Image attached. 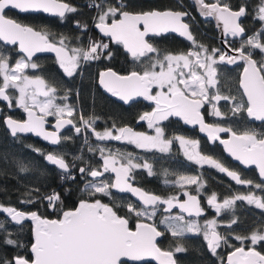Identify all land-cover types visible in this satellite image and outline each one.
<instances>
[{
  "label": "snow or ice",
  "instance_id": "6c2138e0",
  "mask_svg": "<svg viewBox=\"0 0 264 264\" xmlns=\"http://www.w3.org/2000/svg\"><path fill=\"white\" fill-rule=\"evenodd\" d=\"M198 3L204 17L215 16L217 21L222 22L225 45H229L227 37L239 39L238 48H231L229 45L231 55L220 49H209L198 44L191 31L193 17L181 8L137 10L124 0H116L115 4L110 3V0H99L98 3L93 0V3L85 5L97 13L93 20L95 28L111 41L123 44L135 60L146 58L148 61L142 71H131L127 75H120L108 68L99 73V84L125 103L138 97L154 102L155 107L151 112H144L139 116L140 121H147L148 127L154 130L155 135H149L136 132L128 126L117 127L114 121L110 122L111 127L102 132L97 131L94 127L96 118L85 119L82 109L67 103L70 94L68 91L58 96L57 89L47 85L42 77L25 74L26 69L39 68L32 58L41 52H54L58 66L67 77L79 74L81 62L96 61L102 57L111 59L110 45L103 40L90 39L87 49H68L65 46L66 37L61 36L53 41L49 33L10 19L6 15L9 10L22 13L43 12L59 16L63 20L68 14H78L80 9L67 0H0V40L11 45L18 44L25 54L12 65L10 57L0 52V100L6 102L9 108L15 103L27 113L25 120L6 117L5 126L10 136L18 138L21 134L34 133L51 145L60 146L72 139L62 136L60 130L71 126L75 135L85 137L86 145V137L91 130V134L99 142L125 141L140 149H156L160 153H168L173 142L178 141L188 161L200 167L208 165L225 173L237 184L250 185L264 193V182L254 183L252 180L243 179L238 172L225 167L218 159L202 154L198 150L199 141L184 136L165 138L161 123L169 117H180L186 124H198L201 132H206L212 141L220 140L227 152L241 163L256 165L260 176L264 178V131L248 129L237 134L231 126L206 123L201 112L204 105L208 104L211 106L212 116L226 118L228 114L221 112L218 107L219 102L224 101L231 103L229 112L232 117L243 112L250 119L264 122V0H258L252 14L260 27L253 29L250 34L242 24V18L249 16L248 4L242 3L233 8L226 0H213L211 3L198 0ZM74 23L81 31H89L87 24L80 21ZM169 31L186 38L196 50L161 54L146 39L150 33L160 35ZM256 50L261 57L259 60L254 58ZM69 51L72 55L68 54ZM237 61L244 62L239 81L242 90L239 99L236 96L222 95L217 78L218 64H236ZM10 89L18 90V95H10ZM75 95L78 96L79 93ZM65 115L72 118L64 119ZM49 116L56 119L53 131H48L45 127L46 118ZM77 118L80 126L74 122ZM219 133H229L230 138L220 139ZM27 147L40 155L49 166L54 167L63 181L75 183L76 174L82 178L90 177L84 184V191L89 199L79 200L74 209H61L58 218L52 219L41 216L38 211L25 212L14 206L0 204V212L7 216L9 222L23 227L22 222L30 220L34 225L33 240L28 248L19 238L14 239V233L5 227L4 221H0V244L19 252L11 258L0 254V264H147L150 259L157 260L159 264H177L176 255L187 254V249L178 244L172 250H162L157 244V238L163 237L164 232L158 229L155 222H151L161 205H166L163 211L167 214L162 216L160 224L172 237L202 235L207 242L206 247L214 256L218 255L217 249L222 246L232 247L226 264H264V252L256 249L257 244H264V223L249 235L233 237L230 233H220L217 230L220 226L218 219L205 221L202 225L197 219H185V213L188 217L196 218L205 213L198 195L204 183L196 176L181 175L169 181L166 179L169 173L167 170L163 171L164 183L179 187L182 190L180 194L187 197L181 202L178 195L161 197L135 186V169H144L149 176L155 173L153 165L146 160L134 163L138 158L131 153L88 145V151L98 153L102 160L101 168L96 169L85 162L82 155L73 157L69 163L66 155L58 151L45 153L31 145ZM4 160L9 162L7 153ZM10 163L18 174H29L32 171L23 160L15 156L11 157ZM78 163H84L85 166L77 167ZM106 173L114 174V178L111 181L105 179ZM190 185H197V195L184 190ZM113 190L130 193L137 198L140 207L128 203V215H120L114 207L95 198H112ZM61 195L55 190L41 193L40 187H31L27 188L26 199L21 203L35 205L43 201L56 210L63 205ZM237 201H247L249 205L264 210V196L252 192L248 195L226 197L222 202H217L216 194L207 197V205L217 214L221 210L233 209ZM173 208H179L180 213L171 215ZM129 216L136 218L134 228L130 227ZM143 220L150 222H141ZM237 222V218L233 217L224 226L230 228ZM230 239L240 242V246L231 245ZM246 243L251 246L246 248ZM20 250L30 251L31 256L24 255ZM221 264H224L223 260Z\"/></svg>",
  "mask_w": 264,
  "mask_h": 264
},
{
  "label": "trees",
  "instance_id": "16d2710c",
  "mask_svg": "<svg viewBox=\"0 0 264 264\" xmlns=\"http://www.w3.org/2000/svg\"><path fill=\"white\" fill-rule=\"evenodd\" d=\"M207 2L213 0H206ZM73 6L80 9L78 14H68L65 19H61L57 16H48L43 13H19L14 10H9L6 15L18 22L35 27L38 30L45 31L50 34V38L55 41L61 36L66 37V47L68 49L82 47L87 49L89 40L100 41L103 40L109 43L111 49V59L102 57L96 61H89L81 65L79 74L73 77H67L64 72L57 66L56 60L50 55L37 56L39 68L37 72L40 76L44 77L46 83L50 86H54L57 89V93H65L68 91L69 101L83 110L85 119L89 117L96 118L94 127L96 130L111 127L112 121L116 126H128L131 128H137L142 130H149L146 121H140L139 116L144 112H149L153 109L154 103L145 102L143 100L133 101L127 105H124L111 97L104 94L97 86V73L101 68L111 67L112 69L126 73L132 70L142 71L148 61L146 58L141 60H135L123 51L121 44L112 43L108 39L100 37L92 28L93 20L97 13L94 9L86 7L85 5L93 3V0H67ZM97 2V0H96ZM125 3H131V5L137 10H149V9H166V8H181L182 10L189 9L194 20L191 25V31L198 44H203L209 49H220L221 46L217 33L211 22L202 21L195 13V10L188 0H124ZM233 8H236L242 3L249 5V16L242 18L243 26L248 29L249 34L253 29L260 27L259 23L252 18V14L255 11L258 0H226ZM110 3L115 4L116 0H110ZM74 21H80L87 24L89 31H81L75 26ZM151 44L159 50L161 54L165 53H186L195 46L182 38H179L172 34H161L158 36H151L148 38ZM239 40H233L229 45L231 47L238 46ZM0 52H3L6 56L10 57V63L16 61L21 54L17 50L15 45L5 46L0 43ZM152 55V54H149ZM255 59L259 60L260 54L256 50ZM239 66L227 67L224 64H218V80L219 88L223 94L238 93L241 92L238 88V75ZM1 82V77H0ZM154 90V89H153ZM79 95H75V93ZM10 94V91H9ZM227 113V112H225ZM10 114L15 118L22 116L20 109H6L3 107L0 114V204L5 206H14L18 210L25 212L38 211L41 216L58 217L62 210L72 208L76 205L77 201L85 198L84 184L87 176L81 177L76 174L75 183L70 181H63L60 178V173L54 168L45 163L44 159L31 151L27 146L31 145L33 148L40 149L45 153L50 151V147L39 139H36L30 135H20L18 138H12L9 132L6 130L3 124V116ZM204 118L207 121L212 119L211 116L206 114L203 110ZM233 119L230 117L219 118V122L229 124L235 131L243 132L255 127L259 128L262 123L251 122L245 116V113L238 114V117ZM78 119V118H77ZM162 124L170 125L173 127L187 130L190 133L198 135L195 129L185 126L181 121L174 117H169L168 120L163 121ZM264 131V128H262ZM199 149L200 152L205 155H211L213 158L218 159L225 167L236 170L243 179L252 180L254 183H261L254 168L243 169L237 163L231 161L224 155L221 147L216 143H209L203 137L199 136ZM80 143L78 135L73 136L69 147L76 148ZM88 145L93 147L102 146L108 149H112L110 146L102 145L101 142L92 138L82 145L80 156H83V160L88 164H91L93 168L100 169L102 160L98 153L88 151ZM113 150V149H112ZM5 153L9 156V162L4 160ZM150 155V164L153 165V171L155 175H147L144 169L134 170L135 184L142 187L144 190L165 195L168 192L171 185L165 184V177L163 171L167 170L169 175L167 180H173L175 172L184 170L190 166L186 163L185 158L181 153L174 151L168 153H157L156 151H148ZM66 155V154H65ZM15 156L18 159L24 161L32 170L29 174H18L10 163L11 157ZM69 163L72 161V157L66 155ZM85 166L84 163H78L77 167ZM205 171L201 173V177L204 180L205 191L216 192L219 197L229 196L233 192L241 194L244 192V187L250 185H240L231 182L223 173L218 170H212L204 166ZM45 173V175H41ZM109 177L111 175L106 173ZM90 178V177H89ZM46 185L47 187H41ZM31 187H40L41 193H46L51 190L60 192L63 205L59 206L56 210L48 207L45 202L39 204H25L21 203L26 199V190ZM69 190V191H65ZM97 199H101L102 202L108 203L114 207L120 215H128L126 212V205L133 203L136 205L128 195L118 194L112 192V198L106 196H97ZM89 199V198H88ZM233 217L237 218V224H234L236 228H231V232L238 233L239 235H246L250 231L255 230L264 223V210L249 205L246 201H237L234 208L229 211L225 218L231 220ZM130 220V226L133 223V216L128 217ZM0 221L5 222V227L14 233L13 238H19V240L29 248L32 241V224L31 221H24L23 227L15 225L8 221L5 214L0 212ZM233 229V230H232ZM2 235V234H0ZM182 245L187 249V254H177L176 259L179 264H210V256L206 251L203 243L196 236L186 235L183 238H174L166 234L161 240L158 241V245L162 248L170 249L176 245ZM256 248L264 252V244H257ZM23 251V250H20ZM0 254H6L8 258H11L15 254H19L18 250L12 247H3L0 244ZM24 255L30 257L29 251H23ZM147 264H154L147 262Z\"/></svg>",
  "mask_w": 264,
  "mask_h": 264
},
{
  "label": "rangeland",
  "instance_id": "374dc122",
  "mask_svg": "<svg viewBox=\"0 0 264 264\" xmlns=\"http://www.w3.org/2000/svg\"><path fill=\"white\" fill-rule=\"evenodd\" d=\"M229 41V40H228ZM238 46H235L233 48H238L240 46V41H238ZM106 43V42H105ZM232 43V42H231ZM229 44H230V41H229ZM192 50H196L195 48H192L190 49L189 51H192ZM188 51V52H189ZM222 51V49H221ZM187 53V52H186ZM70 55H72V52L70 51ZM22 57V56H21ZM21 57H19L17 60H19ZM16 60V61H17ZM14 61L13 63H10L12 65H14V63L16 62ZM32 61L36 64H38V61L35 60V59H32ZM83 64V62H81V65ZM80 65V67H81ZM62 69V68H61ZM63 70V69H62ZM217 70H218V65H217ZM25 74L28 75V76H32V77H35V76H40L37 72V69H26L25 70ZM42 77V76H40ZM218 78V77H217ZM1 82H2V77H1ZM219 87V85H218ZM10 95L12 96H17L18 95V90H15V89H10ZM155 92V89L153 90V93ZM222 95H231V96H236L238 99L241 97L240 94L238 93H231V94H223L221 92ZM70 97V96H69ZM68 104L74 106L71 101H67ZM16 106L20 109L19 106H17L15 103H13V107ZM219 106L220 108L222 109V112L225 113L227 112V118L229 119L231 116V113L229 112V109L231 107V103H226L224 101H221L219 103ZM75 107V106H74ZM205 109H206V112L208 113V115H210L212 117V120L211 122L212 123H219L221 126H230L229 124H226V123H222V122H219V118L217 117H213L210 113H211V106L208 105V104H205L204 105ZM235 117H238L235 116ZM235 117H232L233 119H236ZM161 126L163 127L164 131H165V138H171L173 136H184L185 138L187 139H191V140H196L195 138V134L194 133H190L189 131L187 130H182L180 128H177V127H173V126H170V125H165V124H161ZM148 127V126H147ZM262 128H264V125L259 128L255 127L253 129H256L258 131H262ZM136 132H144V133H147L149 135H155V132L153 129H149L147 131H144L142 129H137V128H133ZM105 130V129H104ZM104 130H97V131H104ZM234 130V129H233ZM62 136H67V137H71L73 138L74 134H73V131L71 129L65 131ZM79 140H80V143L77 144L76 148H71L69 147L70 144H71V141L69 142H66L60 146H56V147H53L51 148V152H54V151H58L60 153H63V154H66V155H69L70 157H77V156H80V153H81V150H82V145L85 143V137L83 135H80L78 136ZM87 141L91 140L92 138L96 139L92 134H91V130L88 131V134H87ZM102 145H107V146H110L113 150H119L120 152H127V153H131L133 156L137 157L138 159L134 161V163H141L143 161H148L150 163V155H148V151L149 150H145V149H140L138 148L136 145L134 144H130V143H127L125 141H105V142H101ZM153 151H156L157 153H160L158 150L156 149H152ZM176 152V153H181L186 159L187 157L184 155V151H183V148L181 147V145L179 144L178 141H174L173 144L171 145V148H170V151L169 152ZM162 154V153H160ZM188 160V159H187ZM192 164V167H189L187 169H182V170H179V171H176L174 174V179H177L179 176L181 175H187V176H196L199 178V181L203 182L204 183V180L203 178L201 177V173L205 171L204 169V166L203 167H200L199 165L195 164L194 162H191V161H188ZM207 168L209 169H214L210 166H207ZM105 179H108L109 181H111L112 177H109L107 174H105ZM91 178H87V180H89ZM173 180H170V181H173ZM205 184V183H204ZM168 185H171L173 187V189L175 191L179 190L180 188L177 187V186H173L172 184H168ZM197 185H190V186H187L186 189H196ZM202 193L205 192L204 190V187L203 189L200 191ZM250 192L254 193L255 195H258V196H264V193L260 192L258 189H255L253 186H247V187H244V192L241 193V194H238V193H235L233 192V194H230L229 196H226L227 198H231L235 195H248ZM213 194H206L207 197H210L212 196ZM217 196V195H216ZM226 197H222V198H219V196H217V202H222V200ZM85 198H89V196L87 195V193L85 192ZM247 202V201H246ZM254 207H256L254 205ZM257 208V207H256ZM212 211H213V214L209 217H201V218H194V219H197L198 222L202 225L204 224L205 221H208V220H213V219H218L219 222H220V226L218 227V229H221V228H224L225 230V233H230L231 236H235L237 234H235L234 232H230V229L233 227V225H231L230 228H226L224 225L227 224L228 222H230V220H225V216L226 214L231 211V210H221V212L219 214L216 213V211L212 208H210ZM259 209V208H258ZM162 211V210H161ZM159 212V211H158ZM167 213H165L164 211L160 212V220L162 218L163 215H166ZM178 214L176 211L174 210H171V215H176ZM157 216V215H156ZM186 219V218H185ZM187 220V219H186ZM160 223V221H159ZM162 225V224H161ZM162 227L164 228V226L162 225ZM165 229V228H164ZM187 235V234H186ZM191 235V234H190ZM193 235V234H192ZM202 236V235H201ZM203 238V236H202ZM204 239V238H203ZM231 240H235V239H230L229 243L231 242ZM235 242H238L235 240ZM240 243V242H238ZM250 244V243H248ZM224 247V246H222ZM223 249V248H222ZM217 256H214L213 255V260H219L218 257H220V253L217 251Z\"/></svg>",
  "mask_w": 264,
  "mask_h": 264
},
{
  "label": "water",
  "instance_id": "95a60500",
  "mask_svg": "<svg viewBox=\"0 0 264 264\" xmlns=\"http://www.w3.org/2000/svg\"><path fill=\"white\" fill-rule=\"evenodd\" d=\"M188 1H189V2L191 3V5L193 6L196 15H197L202 21L211 22V23L213 24V27H214V29H215V31H216V33H217V37L219 38V43H220V46H221L222 52H228V54L231 55L232 53H231V51H230L229 45H225V44L223 43V41H224V39H225L226 37H225V34L223 33V30H222V22H221V21H217V19L215 18V16L204 17V16L200 13V6H199V3H198V0H188ZM211 2H213V1H210V2H207V1H206V3H211ZM159 10H163V9H159ZM15 11L19 12L18 10H15ZM20 13H22V12H20ZM41 13H43V12H41ZM43 14L48 15V16H56V15L49 14V13H43ZM57 17H59V16H57ZM9 18H10V19H13V18H11V17H9ZM110 22H111V21H109V23H110ZM218 25H219V26H218ZM92 27H93V29L95 30V32H96L100 37L105 38V39H108V40H109L110 42H112V43H116L115 41H111L108 37L104 36V35L99 31V29L95 28L94 26H92ZM37 30H38V29H37ZM162 34H164V35H165V34H172V35H175V36H177V37H179V38H182V39L186 40V38L181 37L178 33H175V32H171V31H169V32H167V33H162ZM160 35H161V34H160ZM151 36H158V35H155V34L150 33L149 36L146 37V39H148V38L151 37ZM228 38H229V37H227V39H228ZM237 39H238V38H237ZM186 41H187V40H186ZM148 42L151 43V42L149 41V39H148ZM188 42H190V41H188ZM0 43L3 44V45H5V46H12L11 44H8L7 42H5V41H3V40H0ZM15 46L17 47V50L19 51V53H20L22 56H24L25 54L19 49V45L16 44ZM121 46H122L123 51L126 52L130 57H132L131 54L128 52V50L124 47V45L121 44ZM231 48H232V47H231ZM68 54H70V51H69ZM41 55H50V56H52V57H54V58L56 59V54H55L54 52H41V53H37L33 58H35V57H37V56H41ZM33 58H32V59H33ZM56 60H57V59H56ZM223 64L226 65L227 67L240 66V69H239V75H238V87H239V90H240L241 93H242V90H241V88H240L239 81H240L241 76H242V74H243L244 62H243V61H237L236 64H227V63H223ZM108 68H111V67L101 68V69L98 71V73H97V80H96L97 86L99 87V89H100L104 94H106L107 96L111 97L112 99H114V100H116V101H118V102H120V103H122V104H124V105H127V104L131 103V102H129V103H125V102H123L119 97L114 96L112 93L107 92V90L104 89V88L99 84V73L102 72V71H105V70L108 69ZM111 69H112V68H111ZM112 70L115 71V72H117V73H119L120 75H127L129 72H131V71H129V72H126V73H121V72H118V71H116V70H114V69H112ZM132 71H137V70H132ZM137 100H143V101H145V102L154 103V102H152V101L145 100L143 97H138V98H136L134 101H137ZM0 102H2L3 104H6V102H4L3 100H0ZM132 102H133V101H132ZM6 105H7V104H6ZM218 107H219V105H218ZM219 109H220V107H219ZM220 111H221V109H220ZM201 112H202V109H201ZM221 112H222V111H221ZM0 114H1V105H0ZM202 114H203V112H202ZM245 115H246V114H245ZM7 116H11L13 119H17V120H25V119H27V113H26L25 111H24V117H23L22 119H18V118L13 117V116L10 115V114H6V115L3 116V124H4V126H5V119H6ZM172 117L176 118L177 120H180L184 125H186V126L189 127V128H196V130L198 131V133H199L200 135H202L203 137H205L206 140H207L208 142H210V143L216 142V143L221 147V149H222L224 155L227 156L231 161L237 163L241 168H243V169L254 168V169H255V172H256V174H257V177L259 178V180H261L262 182H264V178H262V177L260 176V174H259V169H258V167H257L256 165H244L243 163H241L239 160H237L235 157H233L230 153L227 152L225 146H224L223 144L220 143V140L212 141V140H210V138H209V136H208V134H207L206 132H201V131H200V126H199L198 124H197V125L186 124V123L183 121L182 118H180V117H175V116H172ZM203 117H204V115H203ZM246 117H247V115H246ZM63 118H64V119H69V117H67V116H64ZM247 119H248L249 121H251V122H257V123H260V122H261V121H255V120L250 119V118H248V117H247ZM204 120H205V118H204ZM55 122H56V119H55V118H54L53 121H48V120H47V123H46V125H45L46 129H47L48 131H53V130H54ZM205 122H206V123H209V122H207L206 120H205ZM209 124H210V123H209ZM48 126H49V127H48ZM5 128H6V126H5ZM67 128H72V127H71V126H65L64 128H62V129L60 130V134H61L65 129H67ZM6 130L9 132V130H8L7 128H6ZM233 131H234V130H233ZM235 132H236V131H235ZM240 133H242V132H237V134H240ZM21 135H30V136H32V137H34V138H36V139H39V140H41L42 142L46 143L49 147H55V146L51 145L49 142L43 140L42 137H38V136H36L34 133H25V134H21ZM219 137H220V139H229V138H230V134L227 133L225 136H221V135H219ZM46 153H51V152L48 151V152H46ZM202 154H203V153H202ZM45 163H46V162H45ZM229 169H230V168H229ZM230 170H232V171H236V170H233V169H230ZM236 172H237V171H236ZM110 174H111V173H110ZM223 174H224V175H225V176H226L231 182L237 184L234 180H232L231 177H228L225 173H223ZM111 175H112V179H113V178H114V174H111ZM135 186H138V185H135ZM138 187H140V186H138ZM141 188H142V187H141ZM113 192L118 193V194H126V195H128L132 200H134L135 202H137V203L139 204L137 198L133 197L130 193H120V192H118L117 190H113ZM188 192H189V191H188ZM150 193H152V192H150ZM189 193H191V192H189ZM152 194L157 195L156 193H152ZM191 194L196 195L195 193H191ZM83 199H88V198H83ZM185 199H187V197L183 195V199L180 200V201L182 202V201H184ZM80 200H81V199H80ZM78 201H79V200H78ZM78 201H77V203H76V205H75L74 207H72V208H68V209H65V210H71V209H74L75 207H77V206H78ZM110 206H111V205H110ZM177 210L180 212V209H179V208H177ZM184 215L188 217V215H187L186 213H185ZM43 217H46V218H49V219H52V218H58V217H47V216H43ZM141 222L148 223V222H150V221L143 220V221H141ZM135 223H136V222H135ZM31 224H32V240H33V227H34V225H33L32 222H31ZM134 226H135V224H134ZM133 228H134V227H133ZM159 230H160V229H159ZM160 231H161V230H160ZM160 238H161V237L157 238V241H158ZM31 242H32V241H31ZM29 248H30V245H29ZM161 249H162V248H161ZM162 250H164V249H162ZM231 251H232V250H231ZM231 251H229V252L226 254V256H225V264H226L227 255H228ZM257 251H259V250L257 249ZM29 254H30V256H31L30 251H29ZM147 262H153L154 264H159V262H158L157 260H155V259H150V260L147 261ZM130 263H131V262H130Z\"/></svg>",
  "mask_w": 264,
  "mask_h": 264
},
{
  "label": "flooded vegetation",
  "instance_id": "af4514ba",
  "mask_svg": "<svg viewBox=\"0 0 264 264\" xmlns=\"http://www.w3.org/2000/svg\"><path fill=\"white\" fill-rule=\"evenodd\" d=\"M15 11V10H14ZM20 13V12H19ZM70 55V54H69ZM22 56V55H21ZM33 59H37L36 57L35 58H33ZM56 60V59H55ZM56 64H57V66H58V63H57V60H56ZM59 67V66H58ZM60 68V67H59ZM61 69V68H60ZM62 70V69H61ZM62 72H63V70H62ZM43 79H44V77H42ZM45 80V79H44ZM47 84V83H46ZM48 85V84H47ZM57 95L58 96H62V95H64L63 93H61V94H58L57 93ZM0 105H1V109H3V107H5L6 109H8V110H10V109H19L18 107H16V106H12L11 108H9V107H7V105L6 104H3L2 102H0ZM154 107H155V104H154ZM153 107V108H154ZM221 109V108H220ZM153 110V109H152ZM151 110V111H152ZM203 110H205L206 111V109H205V107H203V109H202V111ZM20 111H21V113H22V116L21 117H19L18 119H22L23 117H24V110L22 109V108H20ZM151 111H149V112H151ZM221 111H222V109H221ZM206 114L208 115V113L206 112ZM65 116H67V115H65ZM210 116V115H209ZM68 117V116H67ZM54 118L55 117H51V116H49V117H47L46 119L48 120V121H53L54 120ZM69 118H72V117H69ZM176 119V118H175ZM210 121H207V122H209L210 124H215V123H212L211 122V120L212 119H209ZM180 121V120H179ZM74 122H76V124H77V126H80L79 125V123H78V119L76 120V121H74ZM146 123H147V121H146ZM163 123V122H162ZM161 123V124H162ZM49 127V126H48ZM69 129H71L72 131H73V129L72 128H67V129H65L62 133H61V135L65 132V131H67V130H69ZM104 129H106V128H103V129H100V130H104ZM148 129H150L149 127H148ZM192 129H195L196 130V128H192ZM145 131V130H144ZM197 131V130H196ZM235 131V130H234ZM198 132V131H197ZM238 132V131H237ZM73 134H74V131H73ZM227 133H219V135H221V136H225ZM199 136H201V137H203L202 135H200L199 133H198V135H196L195 134V138H196V140L197 141H200V138H199ZM205 140H206V138L205 137H203ZM207 141V140H206ZM210 143V142H209ZM51 148H53V147H50V150H51ZM198 150L200 151V149H199V147H198ZM48 152V151H47ZM205 155V154H204ZM183 156V155H182ZM184 157V156H183ZM185 158V157H184ZM185 160H186V163L190 166V167H192V164L190 163V162H188V160L185 158ZM205 166H208V165H205ZM212 170H216V169H212ZM136 185V184H135ZM184 190H186V191H189V192H191V193H195L196 195H197V192H196V190H194V189H184ZM204 190H205V185H204ZM181 189H179V190H177V191H175L174 189H173V187L171 186V187H169V189H168V192L169 193H167V194H165V195H161V194H157V195H159V196H161V197H168V196H171V195H178L179 196V200H182L183 199V195L182 194H180L181 193ZM115 193V192H114ZM153 193V192H152ZM206 194H216L217 196H219L216 192H207V191H205L204 193H202V192H200L198 195H199V200H200V204H201V206L202 207H204V209H205V213L204 214H202L200 217H198V218H201V217H209V216H211L212 214H213V211L210 209L211 207H209L208 205H207V196H206ZM126 195V194H125ZM226 197V196H225ZM219 198H222V197H219ZM134 201V200H133ZM135 202V201H134ZM136 206L139 208L140 207V204H138L137 202H136ZM164 208H166V205H161L160 206V210H159V212L157 213V216H155L154 218H153V221H151V222H155L156 223V225H157V227H158V229H160L161 230V232H164V236L166 235V234H168L169 236H171L163 227H162V225L159 223V221H160V212H162L163 211V209ZM162 210V211H161ZM172 210H174V211H176L177 213H180L178 210H177V208H173ZM227 215V214H226ZM226 217V216H225ZM185 218L186 219H193V218H196V217H187V216H185ZM225 220H229V219H227V218H225ZM232 220V219H231ZM230 220V221H231ZM135 222H137L136 221V218L133 216V223H132V226H130V227H134V224H135ZM233 229L234 228H236L235 227V225H233V227H232ZM232 229V230H233ZM220 233H225V230H224V228H221V229H217ZM230 232H231V229H230ZM252 231H250L249 233H247L246 235H249L250 233H251ZM232 233V232H231ZM235 234H237V235H239L238 233H235ZM187 235H190V234H187ZM163 236V237H164ZM190 236H196V237H198L199 238V240H201L202 241V243H203V245H204V247H205V249H206V251L208 252V254H209V256H210V259L208 260L209 261V263L210 264H221V261L223 260V262H224V264H225V256H226V254L229 252V251H231V250H233L232 249V247H228V246H224V247H221L220 249H217V251L220 253V257H219V260H213V255L210 253V251H209V249L206 247V241L202 238V236L201 235H190ZM243 236V235H242ZM163 237H161L159 240H161ZM158 240V241H159ZM158 241H157V244H158ZM230 244L231 245H233V246H235V247H239L240 246V243H238V242H235V240H231V242H230ZM159 246V245H158ZM177 246V245H176ZM176 246H173V247H171L170 249H166V248H162V247H160V248H162V249H164V250H172V249H174ZM251 245L250 244H248V243H246L245 244V247L247 248V247H250ZM223 248V249H222ZM257 249V248H256ZM153 263V262H152ZM131 264V263H130ZM177 264H179L178 262H177Z\"/></svg>",
  "mask_w": 264,
  "mask_h": 264
},
{
  "label": "built area",
  "instance_id": "2783aa9c",
  "mask_svg": "<svg viewBox=\"0 0 264 264\" xmlns=\"http://www.w3.org/2000/svg\"><path fill=\"white\" fill-rule=\"evenodd\" d=\"M98 2H99V0H98ZM186 11H188L191 14V16L193 17V20H194V16H193L192 12L189 9H186ZM229 41H231V39H229Z\"/></svg>",
  "mask_w": 264,
  "mask_h": 264
},
{
  "label": "bare ground",
  "instance_id": "6f19581e",
  "mask_svg": "<svg viewBox=\"0 0 264 264\" xmlns=\"http://www.w3.org/2000/svg\"><path fill=\"white\" fill-rule=\"evenodd\" d=\"M219 39V38H218Z\"/></svg>",
  "mask_w": 264,
  "mask_h": 264
}]
</instances>
